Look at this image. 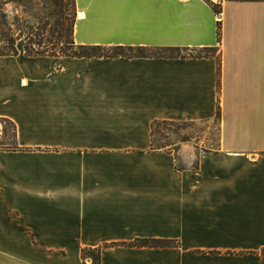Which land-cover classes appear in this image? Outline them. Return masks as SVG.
Listing matches in <instances>:
<instances>
[{"label":"crops","instance_id":"crops-1","mask_svg":"<svg viewBox=\"0 0 264 264\" xmlns=\"http://www.w3.org/2000/svg\"><path fill=\"white\" fill-rule=\"evenodd\" d=\"M74 8L77 45L214 52L0 55V264H262L264 0ZM161 120L213 121L214 146L154 149Z\"/></svg>","mask_w":264,"mask_h":264},{"label":"trees","instance_id":"trees-1","mask_svg":"<svg viewBox=\"0 0 264 264\" xmlns=\"http://www.w3.org/2000/svg\"><path fill=\"white\" fill-rule=\"evenodd\" d=\"M52 9H47L42 14L34 16L30 14L25 19H20L15 35L10 34L9 29L1 35L0 55L15 54L14 42L21 38L24 56H67V57H183L211 56L213 48L205 47L198 50H188L178 47H131V46H100V45H77L71 38L72 24L75 17L74 0H45ZM29 3V1H28ZM210 5V3H209ZM217 13L216 7L210 5ZM37 21L32 20V18ZM31 19V20H29ZM0 24L5 25L4 14L0 13ZM216 38H218V27H216ZM194 52V53H192ZM218 116L216 106L215 117ZM157 123L173 124L171 121H153L150 124V135L152 126ZM152 136V135H151ZM168 241L157 240H135V246H161ZM95 252V261L88 264H98V249H81V259L84 260L85 252ZM87 257V256H85Z\"/></svg>","mask_w":264,"mask_h":264},{"label":"rangeland","instance_id":"rangeland-1","mask_svg":"<svg viewBox=\"0 0 264 264\" xmlns=\"http://www.w3.org/2000/svg\"><path fill=\"white\" fill-rule=\"evenodd\" d=\"M47 9H52V7L45 0H0V13L4 14L5 21V25L0 24V39L6 28L9 29L8 32L10 34L15 35L20 19H25L30 14L37 16ZM32 20L37 21L35 17ZM17 40L22 41L21 38ZM215 133L216 126L213 121L173 124L157 123L152 126L151 147L154 149L171 150L178 142H196L203 139L200 148L210 149L214 146ZM83 257L87 264L93 262L95 261V252H85Z\"/></svg>","mask_w":264,"mask_h":264},{"label":"built area","instance_id":"built-area-1","mask_svg":"<svg viewBox=\"0 0 264 264\" xmlns=\"http://www.w3.org/2000/svg\"><path fill=\"white\" fill-rule=\"evenodd\" d=\"M263 258H264V255H263ZM262 264H264V262Z\"/></svg>","mask_w":264,"mask_h":264}]
</instances>
